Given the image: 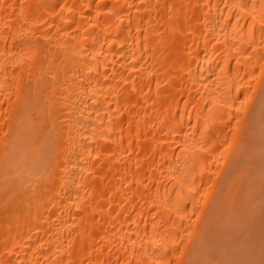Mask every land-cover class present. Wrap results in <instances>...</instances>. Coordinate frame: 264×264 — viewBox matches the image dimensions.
<instances>
[{
  "label": "bare ground",
  "instance_id": "obj_1",
  "mask_svg": "<svg viewBox=\"0 0 264 264\" xmlns=\"http://www.w3.org/2000/svg\"><path fill=\"white\" fill-rule=\"evenodd\" d=\"M262 5L0 0V264H154L187 232L184 259L199 261L253 192L262 204L258 162L243 161L263 124ZM249 94L238 129L229 115Z\"/></svg>",
  "mask_w": 264,
  "mask_h": 264
},
{
  "label": "rangeland",
  "instance_id": "obj_2",
  "mask_svg": "<svg viewBox=\"0 0 264 264\" xmlns=\"http://www.w3.org/2000/svg\"><path fill=\"white\" fill-rule=\"evenodd\" d=\"M262 148H264V123L262 124V126L259 127V129H257V133L253 142H251L250 145L247 146L246 148L247 154L245 156L243 155L244 162H247L251 159L257 160L258 164L256 165L258 168H256L255 172L247 175V177L249 176L251 178L253 177L256 183L258 184L260 181L262 182V177H264V165H262V156H261ZM252 194L257 199L251 197L247 198V202L245 205L247 207H244L245 212L244 213L240 212L236 217L238 221L235 222L234 218L232 217L230 221H234L233 223L223 222L222 224H220L221 226L220 230L214 231L212 233L211 242L209 239H208L209 242H207V244L208 243L210 244L204 246L205 249L200 251L201 253H199L198 255L199 257L201 256L203 258V256L205 255L207 256V254H208L207 257H210L213 254L214 256L213 260L216 261L248 259V260L256 261L257 264H259L261 260H264V251H263L264 249L262 250L263 252L260 251L263 254V256L259 252L260 249L259 247L262 245V242L264 241V233L263 231H261L262 228H260L261 225H263L264 221L260 222L261 224V225L259 224L260 227L257 226L260 228V230L258 228V230L261 231L260 233L258 232V230L256 231L257 228L255 229L256 225H258L255 224L256 221L257 223H259L258 222L259 220H257L259 219L257 218L258 213L263 214V212L261 211V209L263 210V207L261 205L263 204L264 201H262L261 204L260 201L262 198H259V195H261L260 193L253 192ZM251 207L252 208L255 207L253 208V210L254 209L255 210L252 211ZM262 214L260 215L261 217L264 216V214L263 216ZM254 236H256L257 238Z\"/></svg>",
  "mask_w": 264,
  "mask_h": 264
},
{
  "label": "snow or ice",
  "instance_id": "obj_3",
  "mask_svg": "<svg viewBox=\"0 0 264 264\" xmlns=\"http://www.w3.org/2000/svg\"><path fill=\"white\" fill-rule=\"evenodd\" d=\"M236 7L241 8L242 11L247 12L248 6L247 5H236ZM255 6H253L254 8ZM264 8V5L261 6ZM22 10V6H21ZM239 18V17H237ZM252 19L254 20L255 17L253 16ZM260 24L262 28H264V17L261 18ZM251 93V89L249 90ZM255 104V98L253 95H245L244 99L240 101L239 106L235 109V112L233 114L229 115V119H235L236 127L239 128H246L249 124V117L251 115V109L254 107ZM261 120L262 123H264V109H262L261 114ZM31 121L30 120H21L20 125L17 128V131L14 136H9V133H5V140L3 142V149H4V158L10 159L11 156L15 151L18 150L19 142L21 140V137L23 135L25 127H30ZM7 127V125H5ZM223 150L220 152V157L223 158L225 156V153L232 149V144L229 143L227 139H225L223 142ZM261 156H262V165H264V148L261 150ZM42 162H43V168L45 172H48L52 167H54V153L51 149V146L48 145L46 142L43 155H42ZM214 183V181H213ZM209 189H211V185L209 186ZM262 189H264V177H262ZM191 195V193H189ZM209 192L203 191L202 195L200 196V201L202 202V205L206 206L209 205L210 201L208 199ZM262 195H264V191H262ZM193 213H200V215H196V220H201V215L204 214V207H197V204H193ZM192 233L187 232L184 237H181L174 241L178 246L171 249L170 254L165 253V256L167 258H159L156 261H154V264H257L256 261L248 260V259H233V260H227V261H216V260H193L188 261L187 259H184L186 256L187 249L189 248V245L191 243ZM167 247V246H164ZM175 256V260H173L171 257ZM259 264H264V260H261Z\"/></svg>",
  "mask_w": 264,
  "mask_h": 264
}]
</instances>
